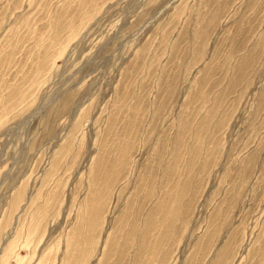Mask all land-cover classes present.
<instances>
[{
	"label": "rangeland",
	"instance_id": "374dc122",
	"mask_svg": "<svg viewBox=\"0 0 264 264\" xmlns=\"http://www.w3.org/2000/svg\"><path fill=\"white\" fill-rule=\"evenodd\" d=\"M0 264H264V0H0Z\"/></svg>",
	"mask_w": 264,
	"mask_h": 264
}]
</instances>
